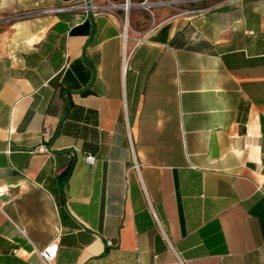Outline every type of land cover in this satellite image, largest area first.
<instances>
[{
    "label": "crops",
    "instance_id": "1",
    "mask_svg": "<svg viewBox=\"0 0 264 264\" xmlns=\"http://www.w3.org/2000/svg\"><path fill=\"white\" fill-rule=\"evenodd\" d=\"M92 1L0 0V264H264V0Z\"/></svg>",
    "mask_w": 264,
    "mask_h": 264
},
{
    "label": "built area",
    "instance_id": "2",
    "mask_svg": "<svg viewBox=\"0 0 264 264\" xmlns=\"http://www.w3.org/2000/svg\"><path fill=\"white\" fill-rule=\"evenodd\" d=\"M172 1V0H171ZM168 1H157L154 3H149V0H142L140 3L137 4V6L141 7L142 9L146 10L151 17L153 18V11L156 8L162 7L166 5ZM134 5L129 2V0H125L124 4H121L122 11L124 15H127L128 12L132 9ZM115 7L114 5H100V4H95L93 3L92 0H89V2L82 3L81 5L78 6H60L57 8H52V9H42L39 10L38 13L42 15H49V14H54V13H60L64 12L70 8H81L84 12H91L94 16L104 13V12H109L111 9ZM195 12H198V10H189V14H193ZM27 15H31L27 14ZM125 31V27L123 28V32ZM122 38H125V35H122ZM38 153H46L47 150L44 147H39L37 149ZM86 162L90 165H93L96 161L94 156H87L85 158ZM152 215L155 218V214L152 212ZM55 232L57 236H59L61 230L59 226L55 227ZM108 246H112L113 244L108 241L107 242ZM57 251H58V244H57V238L52 241L50 244H48L44 249L38 252V256L40 259V264H53L56 256H57Z\"/></svg>",
    "mask_w": 264,
    "mask_h": 264
},
{
    "label": "rangeland",
    "instance_id": "3",
    "mask_svg": "<svg viewBox=\"0 0 264 264\" xmlns=\"http://www.w3.org/2000/svg\"><path fill=\"white\" fill-rule=\"evenodd\" d=\"M157 1H170V0H149V3H154V2H157ZM202 6H205V4L202 5ZM154 10H152V11H154ZM143 12H144V14H146L145 16L147 17L148 20L152 19L151 15L146 10H144Z\"/></svg>",
    "mask_w": 264,
    "mask_h": 264
},
{
    "label": "trees",
    "instance_id": "4",
    "mask_svg": "<svg viewBox=\"0 0 264 264\" xmlns=\"http://www.w3.org/2000/svg\"><path fill=\"white\" fill-rule=\"evenodd\" d=\"M71 171V166L63 173L62 177L67 178L68 175L70 174Z\"/></svg>",
    "mask_w": 264,
    "mask_h": 264
}]
</instances>
